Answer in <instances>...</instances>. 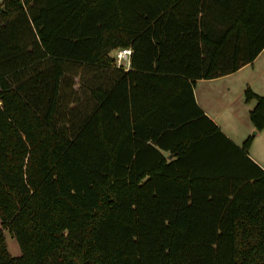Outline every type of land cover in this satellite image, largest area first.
Masks as SVG:
<instances>
[{
	"label": "trees",
	"instance_id": "obj_1",
	"mask_svg": "<svg viewBox=\"0 0 264 264\" xmlns=\"http://www.w3.org/2000/svg\"><path fill=\"white\" fill-rule=\"evenodd\" d=\"M263 47L264 0H3L0 264H264L255 132L237 145L194 95ZM65 64L96 71L87 111L61 110Z\"/></svg>",
	"mask_w": 264,
	"mask_h": 264
},
{
	"label": "crops",
	"instance_id": "obj_2",
	"mask_svg": "<svg viewBox=\"0 0 264 264\" xmlns=\"http://www.w3.org/2000/svg\"><path fill=\"white\" fill-rule=\"evenodd\" d=\"M128 67L129 64L126 69ZM248 86L256 93L264 94V47L252 62L238 70L216 78L198 79L194 85V95L199 107L237 145H241L250 132L255 130L249 118V111L255 100L248 102L244 96ZM255 140H258L255 143L257 146L263 144L262 150L252 152ZM249 155L264 169V129L255 130Z\"/></svg>",
	"mask_w": 264,
	"mask_h": 264
},
{
	"label": "rangeland",
	"instance_id": "obj_3",
	"mask_svg": "<svg viewBox=\"0 0 264 264\" xmlns=\"http://www.w3.org/2000/svg\"><path fill=\"white\" fill-rule=\"evenodd\" d=\"M111 55L114 58V66L123 68H126L128 66L129 59L125 56V53L122 51V49H116L112 51ZM75 68L76 67L74 65L65 64V75L67 78V83L65 86V81H63V86L66 90V95L63 96L64 101L61 103V110L65 113L70 107H79L83 112L84 110H89L93 106V100L90 95L89 86L93 84V80H91V77L96 75V71L93 70L92 72L90 70H86L82 71L83 73L81 72L80 74V67L76 68V71L78 72H75ZM241 116H243V113L241 114ZM63 121L64 119H62V122ZM254 131L255 130H252L250 134H252ZM257 139L259 138L257 137ZM255 141L256 142H254L252 146V152L262 150L263 144L257 146L255 143H257L258 140ZM3 232L10 254L12 256H18L20 254V248L16 238L10 233L7 228H4Z\"/></svg>",
	"mask_w": 264,
	"mask_h": 264
},
{
	"label": "built area",
	"instance_id": "obj_4",
	"mask_svg": "<svg viewBox=\"0 0 264 264\" xmlns=\"http://www.w3.org/2000/svg\"><path fill=\"white\" fill-rule=\"evenodd\" d=\"M2 1L3 0H0V4H2ZM122 51L125 53V56L129 59L130 58V54H131V49L130 48H123Z\"/></svg>",
	"mask_w": 264,
	"mask_h": 264
},
{
	"label": "water",
	"instance_id": "obj_5",
	"mask_svg": "<svg viewBox=\"0 0 264 264\" xmlns=\"http://www.w3.org/2000/svg\"><path fill=\"white\" fill-rule=\"evenodd\" d=\"M255 132V131H254ZM254 132H253V134H254ZM171 157V155H168V158H170Z\"/></svg>",
	"mask_w": 264,
	"mask_h": 264
}]
</instances>
